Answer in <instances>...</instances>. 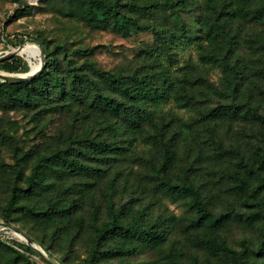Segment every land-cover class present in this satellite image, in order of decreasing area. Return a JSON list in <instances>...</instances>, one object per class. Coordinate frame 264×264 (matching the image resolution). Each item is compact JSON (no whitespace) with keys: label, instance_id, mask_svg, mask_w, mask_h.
I'll return each instance as SVG.
<instances>
[{"label":"trees","instance_id":"16d2710c","mask_svg":"<svg viewBox=\"0 0 264 264\" xmlns=\"http://www.w3.org/2000/svg\"><path fill=\"white\" fill-rule=\"evenodd\" d=\"M78 1L85 21L117 33L150 29L156 44L132 69L112 72L41 43L45 66L38 74L0 80V109L66 113L52 140L31 157L0 131V153L9 148L13 156L11 164L0 159L6 210L29 215L43 229L87 232L81 264H134L132 256L143 250L155 252L152 264H264V0H199L207 41L198 43L197 60L181 67H173L172 47L180 39L175 28L142 25L139 18L159 8L178 11L184 0ZM19 60L1 59L0 69L15 71ZM213 68L220 70L215 80ZM233 125L253 138L248 151L228 140ZM22 162L31 165L27 175ZM63 176L74 178L64 184ZM129 180L155 200L158 194L179 200L184 213L118 203L116 194ZM218 203L224 209L217 210ZM236 219L256 227L255 244L247 237L239 248L230 244L223 226ZM30 239L52 253L44 238ZM0 264L31 263L0 239Z\"/></svg>","mask_w":264,"mask_h":264},{"label":"rangeland","instance_id":"374dc122","mask_svg":"<svg viewBox=\"0 0 264 264\" xmlns=\"http://www.w3.org/2000/svg\"><path fill=\"white\" fill-rule=\"evenodd\" d=\"M27 2L28 0H0V56L27 43L40 45L41 47V43H43L48 50L54 49L56 46L63 47L69 57H72L78 63L87 56L103 69L120 72L128 71L134 67L135 63L141 62L140 55L142 51L152 49L156 44L153 32L150 29L117 33L106 26L85 21L82 16V6L78 0H39L33 5H27ZM179 8L178 11L159 8L139 18L142 25H169L175 28L180 39L172 47L174 53L173 67H181L189 58L197 60L198 43L207 41V37L200 29V19L203 12L200 1L184 0ZM20 9H22V12L17 14L16 11ZM85 48L90 49L88 55L84 53ZM42 54L45 57L44 50ZM56 54L58 57H62L61 51H56ZM14 56L20 59L18 68L12 72L0 69V72L12 75L28 73L30 71V61L27 57L22 54ZM40 56L39 54L38 57L32 58V63L38 65ZM44 66L45 64H43ZM210 71L214 80L220 74L218 68H213ZM169 105L164 106L168 107ZM177 111L185 117L188 115L185 111ZM35 115H38L40 120H36ZM65 117L66 113L50 112L48 110L38 112L37 109L28 107H7L0 109V131L12 135L18 144L20 153H28V156L31 157L33 149L44 145V141L52 140L55 136L56 127L63 122ZM44 121H46V124L41 125ZM240 125L243 130H247V122H240ZM232 129L233 131L227 137L228 140L235 141L248 151L253 138L247 131L240 132L238 126L233 125ZM0 159L5 164H11L13 162L11 150L9 148L2 150ZM122 162L118 161L117 163ZM22 164L24 173L29 174L30 163L25 164L22 162ZM62 178L60 183L65 181L64 184H69L74 176L67 179L63 176ZM104 182L105 179L100 182L99 186H102ZM93 191L101 200L98 186H95ZM74 195L75 192L72 190L68 198ZM227 195L226 190L221 194L223 198ZM260 195L264 199V187L260 191ZM116 197L118 203L131 201L135 207L148 204L152 213L172 212L176 215L184 213V206L179 200L161 194H158L157 200H155L148 192L142 191L133 180H129L127 188L117 192ZM8 200V191L5 185L0 183L1 240L23 252L31 264H49L33 248H31V251H25L20 246V244L27 243L25 239L17 237L11 229L5 226V224H10L27 237L44 238L47 244H51L50 250L52 253L49 254L34 242L46 252L47 258L54 264H81L87 254V232L76 231V229L54 231L51 226L43 229L29 215L21 214L19 211L6 210L5 206ZM37 201L41 202L42 196H38ZM255 205L261 206L259 202H256ZM224 206V204L218 203L216 209H224ZM240 209L246 210L247 208L241 207ZM7 212L11 213L12 217L9 222L4 221ZM86 213L87 211L83 210V215L87 218L88 214ZM103 213L104 210L102 209L101 218L104 217ZM223 232L230 244L236 248H239L238 240L241 237H247L252 244H255L258 236L256 227L248 226L237 219L227 222L223 226ZM132 258L134 264H152L148 261H155L156 255L151 250H143L138 255L132 256ZM262 258L264 259V256Z\"/></svg>","mask_w":264,"mask_h":264},{"label":"water","instance_id":"95a60500","mask_svg":"<svg viewBox=\"0 0 264 264\" xmlns=\"http://www.w3.org/2000/svg\"><path fill=\"white\" fill-rule=\"evenodd\" d=\"M37 1H39V0H28L27 5H33ZM37 46L39 48V54L41 56L39 57V64H38V66L34 70H32V66H31L32 65V61H30V71L28 73H26V74H16V75H12V74H6V73L0 72V80L1 81L18 82V81L29 80L33 76H35L36 74H38L41 71V69L43 68L44 57H43V54H42L43 53V48L40 45H37ZM21 47L22 46H18L17 48L12 49V50L6 52L4 55H1L0 56V60L6 58L8 56H11V55H18L19 54V50L21 49ZM5 226L7 228L11 229V231L14 234H20L21 235V239H25L26 243L31 248H33L41 257H43L46 260V262H48L49 264H54L53 262H51L47 258L46 252L41 247H39L38 245H36L29 237L21 234L17 228L11 226L10 224H5Z\"/></svg>","mask_w":264,"mask_h":264},{"label":"bare ground","instance_id":"6f19581e","mask_svg":"<svg viewBox=\"0 0 264 264\" xmlns=\"http://www.w3.org/2000/svg\"><path fill=\"white\" fill-rule=\"evenodd\" d=\"M19 54L25 55L27 57V59L29 61H31L32 58L38 57V55H39V48L35 44L27 43V44L22 45L21 49L19 50ZM31 66H32V70H34L38 65L32 63ZM2 73H5V72H2ZM16 236L19 237V238H21V235L20 234H16Z\"/></svg>","mask_w":264,"mask_h":264}]
</instances>
